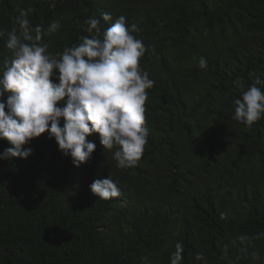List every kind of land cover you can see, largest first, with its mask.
Instances as JSON below:
<instances>
[{"label":"trees","instance_id":"obj_1","mask_svg":"<svg viewBox=\"0 0 264 264\" xmlns=\"http://www.w3.org/2000/svg\"><path fill=\"white\" fill-rule=\"evenodd\" d=\"M22 8L35 10L33 27L61 24L42 37L53 55L94 35L85 23L93 16L101 32L125 16L140 29V67L155 83L146 90L148 143L133 168L117 167L100 142L76 167L47 133L25 145L28 159L0 160V264H171L181 239L180 264H264V210L241 229L246 200L264 202V118L251 127L233 119L237 78L243 90L264 81V0H0V75ZM10 146L0 140V153ZM105 174L119 197L99 199L86 186ZM184 182L194 188L175 194ZM168 206L174 223L164 220ZM221 227L234 234L217 238ZM207 235L217 239L204 249Z\"/></svg>","mask_w":264,"mask_h":264},{"label":"clouds","instance_id":"obj_2","mask_svg":"<svg viewBox=\"0 0 264 264\" xmlns=\"http://www.w3.org/2000/svg\"><path fill=\"white\" fill-rule=\"evenodd\" d=\"M33 11V8L19 10V31L13 28L5 42L10 60L0 75V140H6L11 146L0 153V160L28 159L33 150L25 145L47 133L76 167L88 163L94 154L98 155L94 153L96 142L112 153L117 167H135L148 143L144 126L146 90L155 83L140 67L146 48L143 41L133 35L140 29L134 23L128 25L127 18L120 16L101 32V20L93 16L85 23L90 33L95 30L94 35L81 37L78 46L66 47L62 53L53 55L48 44L41 43L42 37L57 32L61 24L53 21L47 29L42 25L33 27L27 18ZM103 20H112L111 14L105 13ZM4 36L5 32L0 31V38ZM199 67L207 68L206 58L199 59ZM235 83L241 88V98L233 101V119L251 127L264 118V90L258 86L264 85V81L257 78L247 90H243L240 78ZM62 101L64 104L60 106ZM90 136L93 142L88 139ZM89 177L93 181L94 176ZM194 185L184 182L175 194L184 196ZM86 186L99 199L121 195L111 176L96 179ZM246 201L249 212L241 228L244 231L247 219L259 222L264 210V202ZM169 208L165 210L164 220L174 223L177 219L171 217ZM112 230L114 234L115 226ZM231 234L234 232L224 227L217 228V238L225 239ZM217 238L207 235L204 249L208 241ZM241 249L243 242L233 247V251ZM184 250L187 248L181 239L171 264H180ZM197 259L202 256L198 255Z\"/></svg>","mask_w":264,"mask_h":264},{"label":"bare ground","instance_id":"obj_3","mask_svg":"<svg viewBox=\"0 0 264 264\" xmlns=\"http://www.w3.org/2000/svg\"><path fill=\"white\" fill-rule=\"evenodd\" d=\"M32 24V23H31Z\"/></svg>","mask_w":264,"mask_h":264}]
</instances>
